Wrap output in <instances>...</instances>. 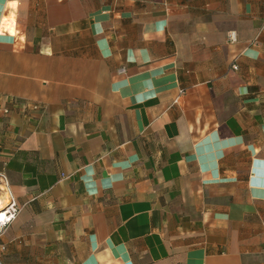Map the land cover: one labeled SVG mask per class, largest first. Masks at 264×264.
Wrapping results in <instances>:
<instances>
[{
    "label": "crops",
    "instance_id": "0c3cea01",
    "mask_svg": "<svg viewBox=\"0 0 264 264\" xmlns=\"http://www.w3.org/2000/svg\"><path fill=\"white\" fill-rule=\"evenodd\" d=\"M0 198V264H264V0H0Z\"/></svg>",
    "mask_w": 264,
    "mask_h": 264
},
{
    "label": "built area",
    "instance_id": "2783aa9c",
    "mask_svg": "<svg viewBox=\"0 0 264 264\" xmlns=\"http://www.w3.org/2000/svg\"><path fill=\"white\" fill-rule=\"evenodd\" d=\"M229 39L231 41L236 40V33L234 31L230 32ZM233 68L237 69L238 65L234 64ZM121 71L124 70L121 69ZM18 212H19V208L17 207L16 202L13 199H11L3 210V217L2 220H0V232L17 217Z\"/></svg>",
    "mask_w": 264,
    "mask_h": 264
},
{
    "label": "bare ground",
    "instance_id": "6f19581e",
    "mask_svg": "<svg viewBox=\"0 0 264 264\" xmlns=\"http://www.w3.org/2000/svg\"><path fill=\"white\" fill-rule=\"evenodd\" d=\"M4 208V205H2V200L0 201V220H2V217H3V209Z\"/></svg>",
    "mask_w": 264,
    "mask_h": 264
},
{
    "label": "rangeland",
    "instance_id": "374dc122",
    "mask_svg": "<svg viewBox=\"0 0 264 264\" xmlns=\"http://www.w3.org/2000/svg\"><path fill=\"white\" fill-rule=\"evenodd\" d=\"M1 200H2V199L0 198V201H1ZM8 202H9V201H6V202H3V201H2V205H4V208L6 207V205L8 204ZM4 208H3V209H4Z\"/></svg>",
    "mask_w": 264,
    "mask_h": 264
}]
</instances>
